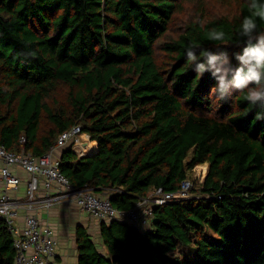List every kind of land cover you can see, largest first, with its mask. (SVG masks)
Returning a JSON list of instances; mask_svg holds the SVG:
<instances>
[{
    "label": "trees",
    "instance_id": "16d2710c",
    "mask_svg": "<svg viewBox=\"0 0 264 264\" xmlns=\"http://www.w3.org/2000/svg\"><path fill=\"white\" fill-rule=\"evenodd\" d=\"M185 1L0 0V147L44 157L81 127L97 153L61 149V172L119 211L178 192L208 165L201 186L153 207L143 228L102 223L101 245L78 229L79 264H264V107L234 89L218 99L186 58L189 45L240 51L248 0H218L233 10L221 16L202 6L168 39ZM213 28L223 44L207 39ZM15 257L0 218V264Z\"/></svg>",
    "mask_w": 264,
    "mask_h": 264
},
{
    "label": "built area",
    "instance_id": "2783aa9c",
    "mask_svg": "<svg viewBox=\"0 0 264 264\" xmlns=\"http://www.w3.org/2000/svg\"><path fill=\"white\" fill-rule=\"evenodd\" d=\"M83 135L85 134H82L79 126L62 133L55 147L44 157H34L25 151L12 153L0 147V218L4 220L7 231L13 238L15 264H54L57 258L55 230L34 213L37 208L50 210L56 205L68 203L76 205L100 224L120 221L143 228L153 207L189 196L193 187L190 179L185 180L176 193H164L162 189H157L140 200L133 209L119 211L112 206L108 197L88 188L75 189L62 174L60 161L55 158L54 151L68 146H81ZM87 138L90 139L89 136ZM21 142L24 143L25 140L22 139ZM15 169L30 176L27 199L23 204L29 214L25 217L23 227L18 223L20 206L9 195L10 191L18 190L21 185V180L14 174ZM42 190L43 194L40 196Z\"/></svg>",
    "mask_w": 264,
    "mask_h": 264
},
{
    "label": "clouds",
    "instance_id": "9594fccd",
    "mask_svg": "<svg viewBox=\"0 0 264 264\" xmlns=\"http://www.w3.org/2000/svg\"><path fill=\"white\" fill-rule=\"evenodd\" d=\"M247 7L249 15L243 17L239 26V35L244 38L240 51L231 55L226 50L218 53L200 50L197 53V46L189 45L186 58L197 76L202 77L207 72L215 79L213 93L218 99H226L234 89L244 93L250 104L264 107V34H257V20L264 22V2L248 0ZM206 36L221 44L225 40V33L215 28L208 30Z\"/></svg>",
    "mask_w": 264,
    "mask_h": 264
},
{
    "label": "crops",
    "instance_id": "0c3cea01",
    "mask_svg": "<svg viewBox=\"0 0 264 264\" xmlns=\"http://www.w3.org/2000/svg\"><path fill=\"white\" fill-rule=\"evenodd\" d=\"M88 137V135L85 134ZM91 143V142H89ZM86 145V147L82 146ZM81 146L72 147L73 152L79 157L82 155L96 154L97 143L91 144V148L88 147V143L83 142ZM59 150L54 151L55 158L59 159ZM0 163V170H1ZM14 174L21 180V185L18 190L10 191L9 195L12 201H15L19 206L20 218L18 220L19 226L23 227L25 217L29 212L23 206L26 203L27 186L30 181V176L26 172L15 169ZM43 190L40 192L42 196ZM107 197V193L99 194ZM41 220L50 225L54 230L57 238V258L54 264H79V251L77 247V232L78 229H85L92 239L95 241L100 240V223L95 221L93 218L82 212L76 205L62 203L56 205L50 210L43 208H37L34 211ZM99 232V233H98ZM94 233H98V237L94 236ZM97 240L95 243H97ZM104 250L102 249V252Z\"/></svg>",
    "mask_w": 264,
    "mask_h": 264
},
{
    "label": "rangeland",
    "instance_id": "374dc122",
    "mask_svg": "<svg viewBox=\"0 0 264 264\" xmlns=\"http://www.w3.org/2000/svg\"><path fill=\"white\" fill-rule=\"evenodd\" d=\"M202 6H205V9L208 11V14L214 16L228 15L229 13H233L232 9H230L228 6H225L224 4H221L218 0H186L185 11L183 14L177 17V21H176L177 24L174 25L173 28L171 29L170 34L168 35V39L175 37L177 35L176 33L180 31L181 26L185 25L186 23H188L189 21L195 18H198V15H200V13L198 12ZM161 56L162 55L159 54V57ZM81 140L82 142L88 143L89 145L88 147H90L91 144H93V142H91V140L88 139L87 136L85 135L81 137ZM207 172H208L207 164L197 167L193 170V172L189 175V179L193 182L192 190L201 186L207 175ZM98 233H94V236L98 237ZM97 244L101 245L100 240H97Z\"/></svg>",
    "mask_w": 264,
    "mask_h": 264
}]
</instances>
